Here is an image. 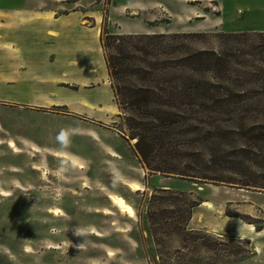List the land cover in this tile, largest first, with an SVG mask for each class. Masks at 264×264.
<instances>
[{
    "label": "rangeland",
    "instance_id": "rangeland-1",
    "mask_svg": "<svg viewBox=\"0 0 264 264\" xmlns=\"http://www.w3.org/2000/svg\"><path fill=\"white\" fill-rule=\"evenodd\" d=\"M74 10L84 14V25L99 31V41L104 25L114 34H142L152 26V34L178 36L164 44L183 46L190 53L212 51L226 61V72L220 64L217 72L194 78L205 87L215 86L214 97L240 103V108L231 115L213 112L211 119L194 116L198 120L192 123L203 134L211 131V138L204 142L200 134H191L181 148L189 160L184 158L181 165L208 163L214 155L220 160L226 152L243 148L259 155L258 162L237 156L233 159L242 163L243 174L214 175L264 183V141L251 138L264 133V0H0V264H174L183 259L180 252L186 253L181 237L170 240L159 232L158 247L147 217L150 210L170 209V195L157 189L191 192L188 199L201 201L213 199L216 187L228 195L238 189L261 193L263 204L264 189L151 173L133 151L136 140L129 138L125 114L117 104L113 114H100L104 110L97 107L95 112L84 110L93 118L76 113L81 97L99 96L102 89L95 94L91 89L100 80L109 81L94 32L85 39V52L66 51L61 62L56 61L51 30L28 24L43 11L52 19L54 12ZM69 58L81 61L77 69L67 68ZM70 94L74 105L53 103ZM102 97L109 99L108 93ZM61 130L66 132L64 147L57 139ZM55 153L76 159L77 165ZM111 164L124 177L115 186L107 171ZM133 179H140L137 191L129 187ZM111 194L122 197L134 216L121 212ZM239 210V220L218 221V214L195 207L188 228L235 240L248 238L218 229L226 226L232 232L243 226L249 234L264 229V212L249 206ZM78 227L87 229L80 237L74 234ZM252 237L248 252L231 258L230 264H264V231Z\"/></svg>",
    "mask_w": 264,
    "mask_h": 264
},
{
    "label": "trees",
    "instance_id": "trees-1",
    "mask_svg": "<svg viewBox=\"0 0 264 264\" xmlns=\"http://www.w3.org/2000/svg\"><path fill=\"white\" fill-rule=\"evenodd\" d=\"M177 37L170 34H114L108 32L105 25L101 31L100 45L114 101L125 114L129 138L136 140L133 151L151 173L195 183L210 181L247 190L264 189V183L251 179L235 181L222 173L214 175L216 171L243 174L242 163L233 158L248 156L249 161L258 162L260 157L247 149L226 152V156L220 160L214 155V159L208 163L181 165L183 159L190 156L181 148L191 134H200L204 142L211 138V131L205 130L203 134V129L192 123L198 120L197 115L206 114L204 116L208 119H211L209 114L213 112L231 115L240 108V103L222 99L221 96L214 97L215 86L205 87L201 80L197 81L203 72H217L220 64H223L226 72L228 63L212 51L190 53L183 46L162 43ZM173 54L182 55L171 57ZM202 123L208 125L207 121ZM251 138L263 142L264 133L252 135ZM245 170L250 173L249 167H245ZM156 192L170 195L166 199L170 209L160 213L147 212L150 230L158 247L162 244L155 237L159 232L170 240L175 235L181 237L182 250H186V253L179 251L183 259L174 264H230L231 258L236 259L248 252L250 239L235 240L188 228L193 209L202 202L199 198L188 199V196H192L191 192L172 189H157ZM153 199L157 198L154 196ZM177 201L183 202L182 209ZM187 256L191 258L186 259ZM222 258L225 261L222 262Z\"/></svg>",
    "mask_w": 264,
    "mask_h": 264
},
{
    "label": "crops",
    "instance_id": "crops-1",
    "mask_svg": "<svg viewBox=\"0 0 264 264\" xmlns=\"http://www.w3.org/2000/svg\"><path fill=\"white\" fill-rule=\"evenodd\" d=\"M55 15L52 19H50L48 12L43 11L39 15V19H36L32 24L36 27L37 30L40 31H49L51 30V33H56V35L52 34L49 37L52 38L55 42V54H56V61L62 62V57L64 56L65 52L72 54H78L81 52H85L87 50L85 41L90 36L91 32H94L95 39L98 42V48L97 50L100 52L101 46L99 41V31L94 30V28H90L83 24L85 20L84 14L81 11L74 10L68 14L59 15L57 12H54ZM81 13L82 15H79ZM21 25L25 26L27 23L21 22ZM142 34H152L155 33V29L152 26H146L141 32ZM86 39V40H85ZM102 53V51L100 52ZM103 56V53H102ZM76 59V58H75ZM81 61L77 59L71 61V58L67 60L66 64L68 65L67 68H73L77 69ZM104 62V57H103ZM64 63V62H63ZM72 63V64H71ZM75 63V64H74ZM105 63V62H104ZM95 69L91 68L89 69L90 72H93ZM107 74V70L106 73ZM99 83L96 84L95 88H92L91 90L94 91V94L98 92V90L102 89L103 91H99V96H92L91 98L86 97L80 99L79 103H77V109L75 110L78 114L86 115L89 118H93L90 116L87 112H84V110L95 112V108L97 107L100 110V114H113L116 112L117 105L114 102V95L113 90L111 88L110 81L107 79L98 81ZM97 90V91H96ZM108 90V91H107ZM92 91V92H93ZM104 93H108L109 99L108 101L105 99H102V95ZM80 98V97H79ZM54 104H65L72 106L74 105V99L73 95H69V98L63 99V100H55L53 102ZM84 103H87L88 106L83 105ZM91 107V108H90ZM99 118V117H95ZM130 182L138 183L141 186L140 179H133ZM129 182V183H130ZM128 185V183H126ZM171 186H168L169 188ZM216 195L213 197V199L210 200H203L199 206L196 207V209H206L209 212H212L213 214H218V221L224 220L223 218L232 219V220H239L238 215L243 214L240 211V207L243 209L245 206H249L251 208L256 209L259 212H264V204H263V197L261 193H255V192H249V191H243L242 193L238 189H232L234 190V193H228L222 191V188L216 187ZM240 191L241 193H235ZM239 196V197H238ZM209 203V205H208ZM212 205V208L206 207ZM244 206V207H243ZM227 212H230L232 214L228 215ZM193 218L191 219L192 222ZM190 222V224H191ZM226 222V221H224ZM252 225V224H250ZM222 226V225H221ZM202 227V226H201ZM223 227V226H222ZM220 227L218 230L221 232H226L227 234H233L238 237L242 238H248L250 240H253V236H258L260 233L264 231V229H261L260 231H257L254 229L253 234H249L247 230L243 226H239L240 228L235 229L232 232H228L227 229ZM193 228V227H192ZM257 250V247H255Z\"/></svg>",
    "mask_w": 264,
    "mask_h": 264
},
{
    "label": "bare ground",
    "instance_id": "bare-ground-1",
    "mask_svg": "<svg viewBox=\"0 0 264 264\" xmlns=\"http://www.w3.org/2000/svg\"><path fill=\"white\" fill-rule=\"evenodd\" d=\"M53 34V33H52ZM10 147H14L13 143H10L9 144ZM54 156L56 157H64L65 159L69 160V162L72 164V165H77V162H76V159L74 158H69L67 155L65 154H59V153H55ZM129 187L132 189V190H139L140 187L135 184V183H130L129 184ZM5 196H8L9 194L8 193H4ZM109 198L111 200V202L120 209L121 212L123 213H126L129 217H133L134 216V210L132 209V207H130L126 202L125 200L120 197V196H117V195H114V194H111L109 195ZM58 213V210H55L54 211V214H57Z\"/></svg>",
    "mask_w": 264,
    "mask_h": 264
},
{
    "label": "clouds",
    "instance_id": "clouds-1",
    "mask_svg": "<svg viewBox=\"0 0 264 264\" xmlns=\"http://www.w3.org/2000/svg\"><path fill=\"white\" fill-rule=\"evenodd\" d=\"M65 136H66V132L64 130H61V132L57 136V139L60 142L61 147L65 146ZM61 167L63 168V162L61 164ZM107 171L112 176L113 186H115V184L121 182L124 179L123 175L120 173L119 169L114 164H111L110 167L107 169ZM85 231H87V229L78 227L74 229V234L80 237L83 235ZM83 245H84V241L83 243L79 244L77 247L80 249L81 247H83Z\"/></svg>",
    "mask_w": 264,
    "mask_h": 264
}]
</instances>
